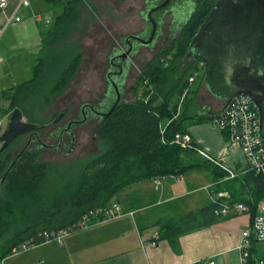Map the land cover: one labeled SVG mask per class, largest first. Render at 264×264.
<instances>
[{
	"label": "trees",
	"instance_id": "obj_1",
	"mask_svg": "<svg viewBox=\"0 0 264 264\" xmlns=\"http://www.w3.org/2000/svg\"><path fill=\"white\" fill-rule=\"evenodd\" d=\"M46 2L52 9L60 10V14L54 28L42 33V49L37 55L33 79L0 93L1 118L19 108L27 122L47 124L43 113L62 96L80 70L84 54L81 44L71 36L83 16L82 8L95 15L96 6L91 0ZM215 2L204 0L175 44L146 63L131 89L134 101L124 100L101 124L100 154L78 169L72 166L66 173L39 162V154L33 152L17 164L0 189V259L5 260L24 244H44L46 235L77 232L85 220L92 225L104 221V209L118 204V196L133 184L171 176L180 178L191 172L208 174L216 192L228 191L231 203L244 204L251 219L256 217L258 206L264 201L260 176L247 171L235 180H224L226 172L215 158L201 156L202 148L194 140L186 148L172 142L176 133L188 132L191 125L215 120L195 111L204 65L193 60L185 63L192 40ZM10 158L8 155L2 160L0 176ZM133 208L139 210L138 205ZM217 208L213 201L178 219L148 224L135 215V220L141 233L157 227L161 238L175 243L187 232L186 226L194 231L214 224ZM14 212L26 216V226L5 241ZM253 243L248 264H256L264 255L262 244Z\"/></svg>",
	"mask_w": 264,
	"mask_h": 264
},
{
	"label": "crops",
	"instance_id": "obj_2",
	"mask_svg": "<svg viewBox=\"0 0 264 264\" xmlns=\"http://www.w3.org/2000/svg\"><path fill=\"white\" fill-rule=\"evenodd\" d=\"M30 2V7L19 8L20 0H8L7 7L0 11V45L5 48H0V54L4 56L0 55L1 59L6 57L9 60V52L15 49L23 50L21 56L26 58H36L40 53L43 28L48 25L43 17L46 7L54 12L58 9H52L46 0ZM34 14H40L43 22L37 23L33 19ZM15 17H20L21 21L17 22ZM21 61L15 56L16 64ZM2 71L3 63L0 66ZM203 85L204 82L201 87ZM188 133L202 150L222 165L241 172L246 170L240 146L230 142L214 122L193 124ZM181 182L180 177L177 183ZM185 183L186 196L192 197L190 201L184 200L187 198L184 194L174 195L171 190L166 195V187L161 194L155 193V188H152L150 196L140 189L136 191L139 210L133 208L134 204L130 201L126 206L130 211L122 207L123 216L73 232L63 239L62 244L49 242L34 246L27 252L12 254L4 260V264H244L242 233L250 226V214L234 212L222 217L214 211L218 218L214 224L194 231H191V226H186L184 229L187 232L180 235L175 243L161 238L157 227L141 233L135 217L129 215L131 211H137V217L148 221V224H155L198 212L213 203L221 193L228 194L226 190L216 192L211 177L203 172H195ZM13 234L9 229L5 241ZM153 241L157 242L155 247L151 245Z\"/></svg>",
	"mask_w": 264,
	"mask_h": 264
},
{
	"label": "rangeland",
	"instance_id": "obj_3",
	"mask_svg": "<svg viewBox=\"0 0 264 264\" xmlns=\"http://www.w3.org/2000/svg\"><path fill=\"white\" fill-rule=\"evenodd\" d=\"M91 1L96 6L97 13L93 15L88 8L83 7L81 10L83 16L71 36V39H74L81 44V50L84 54L80 70L68 88H66L62 96L56 99L53 102L52 107L43 113L42 118L45 122L52 123L54 117L59 115L69 102L72 103V106H74L72 115L76 118L79 116L80 109L83 104L88 102L97 105L99 100L104 97L106 93V70L109 66V57L112 53L113 47L119 46L122 38L125 36L135 34L137 31H141L145 27L146 23L142 17V10L145 7L144 0ZM43 4L46 6L45 3ZM58 12L60 11L58 10ZM58 12L49 10L46 7V14L43 15V17L46 20H50L51 24H43V32L50 31L54 28L55 18ZM0 48L5 49L3 45H0ZM22 53L23 50L20 49L11 50L7 56V59L9 60H6V57L5 59L2 58L4 71L0 72V93L22 85L33 79L36 64L38 63V61H36L38 57L26 58L21 56ZM157 53L152 54L145 51L133 60V67L131 68L130 77L127 81L128 86L129 84L135 85L140 71ZM0 55L3 56L2 54ZM15 56L16 59H21L24 62L21 61L16 64ZM127 85L125 91L128 90ZM130 90H128L125 95L124 100L127 102H132L135 99V96ZM195 103L196 112L206 105H209L212 108L220 109L223 106V102L215 99V96L206 88L205 84L200 88ZM7 115L4 118L0 117L2 121V128L0 129L1 133H3L6 128ZM38 125H43L45 128L44 124ZM96 125L97 123L95 121H91L86 125L77 128L74 132L76 134L74 146L68 147L70 151H64L61 148L58 150L42 148L40 152L37 153L39 154L38 161L46 162L53 167V169L63 171L64 173L70 171L72 166L75 169H78L84 162L102 152V146L94 134ZM50 126L52 125H49L48 130L43 131L40 134L43 136L46 143H53L56 145L57 142H50L48 140V132L52 129ZM68 143L69 139L66 138L65 144L67 145ZM194 174L195 172H191L181 177L183 181L181 183L163 178V185L161 189L159 191L154 189V191L157 194H161L166 187V195H169V190H171L174 195L184 194L185 197H187L184 200L190 201L192 197L186 196L185 182L186 180L190 181L191 175ZM152 188H155L154 180H145L137 184H133L127 187L122 194L118 196L120 201L118 204L121 207L124 206L125 211H130L126 206L131 201V197L133 199V204L139 205L138 200L136 199V191L138 192V190L142 189L145 194L150 196L152 195ZM25 217L21 216L19 212H14L13 216L9 219L10 230L12 232H16L23 228L24 225L26 226Z\"/></svg>",
	"mask_w": 264,
	"mask_h": 264
},
{
	"label": "water",
	"instance_id": "obj_4",
	"mask_svg": "<svg viewBox=\"0 0 264 264\" xmlns=\"http://www.w3.org/2000/svg\"><path fill=\"white\" fill-rule=\"evenodd\" d=\"M190 58L205 64L210 92L223 102L222 108L210 117L221 116L239 96H247L261 108L257 99L264 97V0H216L192 40L185 63ZM43 128L27 122L23 112L14 109L7 115L6 128L0 134V152L19 137ZM26 148L7 172L14 168Z\"/></svg>",
	"mask_w": 264,
	"mask_h": 264
},
{
	"label": "flooded vegetation",
	"instance_id": "obj_5",
	"mask_svg": "<svg viewBox=\"0 0 264 264\" xmlns=\"http://www.w3.org/2000/svg\"><path fill=\"white\" fill-rule=\"evenodd\" d=\"M144 1L145 7L142 10V17L146 23L144 29L137 31L135 34L125 36L122 38L121 44L112 49V53L109 57V66L106 70L107 87L105 96L99 100L97 105L88 102L83 104L77 118L73 117L72 113L74 111V106L69 102L62 112L54 117L52 123L44 124V129L37 133L30 132L19 137L6 150L0 152L1 161L4 160L6 156H11L7 161L3 175L0 176V189L6 178L28 153H38L42 148L49 150H58L61 148L64 151H70L68 147L74 146L76 141L75 130L91 121L97 123L94 129V134L96 138H98L99 128L112 114H110L112 108L116 105L119 107L125 99L126 92L134 86V84L127 85L130 71L134 63L133 60L139 57L142 52L148 51L153 54L172 47L182 35L185 27L198 11L204 0ZM166 7L168 8L165 9ZM191 60L195 61V58L188 59V61ZM200 63L205 67L203 82L210 91V87L206 80V66L203 62ZM126 85L128 86L127 91H125ZM215 99L218 98L215 96ZM257 100L260 102L259 105L261 106V108L256 106V110L262 137L264 139V97H259ZM219 110L218 108H212L211 106L206 105L200 108L197 112L200 115L209 116ZM49 125H52L50 126L52 129L48 132V140L50 142H57L56 145L53 143H46L43 136L40 134L41 132L48 130ZM66 138L69 139L67 145L65 144ZM25 148L26 150L14 168L10 172H7Z\"/></svg>",
	"mask_w": 264,
	"mask_h": 264
},
{
	"label": "built area",
	"instance_id": "obj_6",
	"mask_svg": "<svg viewBox=\"0 0 264 264\" xmlns=\"http://www.w3.org/2000/svg\"><path fill=\"white\" fill-rule=\"evenodd\" d=\"M8 5V0H0V11L4 10ZM30 0H20V7H30ZM34 20L37 23L43 22V18L40 14L33 15ZM17 22L21 21L20 17H15ZM10 22V21H9ZM50 20H46V24H50ZM2 59L0 58V66ZM194 82V78L190 80ZM214 124L227 136L228 140L240 146L241 151L246 160V170L237 171L233 167H226L218 162V165L222 170L226 172L224 180H235L239 178L243 172L254 171L255 174L260 176L264 183V139L262 137L260 123L257 115L255 104L247 96L236 97L232 103L228 106L226 111L219 117L215 118ZM2 128V121L0 119V129ZM1 133V131H0ZM192 136L190 133H176L173 136V143L186 148L192 142ZM200 155L205 159H211L204 150H201ZM170 180L176 182L180 181V178L171 176ZM162 186V179L155 180V189L159 190ZM215 203L218 204V208L215 210L217 216L228 217L230 214L236 212L239 214H250V210L242 203H231L229 194H220ZM104 221H99L98 224L117 219L125 214L123 208L119 204H113L110 208L104 209ZM137 211H131L129 215L135 217ZM97 225V223L95 224ZM93 226L85 220L81 225V229H87ZM66 231L59 233H52L46 235L47 240L45 243L57 242L63 243V239L70 235ZM243 243L241 245L242 259L244 264H248L251 258L253 241L258 244L264 245V201L258 206V214L254 219H251L250 226L242 233ZM153 247L157 245L156 241L151 243ZM36 245L24 244L14 251L13 254L27 252L30 248ZM0 264H4V260L0 259ZM213 264V263H212ZM256 264H264V255L257 259Z\"/></svg>",
	"mask_w": 264,
	"mask_h": 264
}]
</instances>
